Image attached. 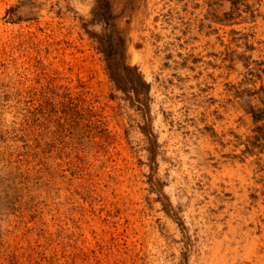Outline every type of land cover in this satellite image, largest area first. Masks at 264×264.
Segmentation results:
<instances>
[{"label":"rangeland","instance_id":"1","mask_svg":"<svg viewBox=\"0 0 264 264\" xmlns=\"http://www.w3.org/2000/svg\"><path fill=\"white\" fill-rule=\"evenodd\" d=\"M106 3L0 0V264H264V0Z\"/></svg>","mask_w":264,"mask_h":264},{"label":"trees","instance_id":"2","mask_svg":"<svg viewBox=\"0 0 264 264\" xmlns=\"http://www.w3.org/2000/svg\"><path fill=\"white\" fill-rule=\"evenodd\" d=\"M97 1V5H96V9H95V14H94V24H99V23H102L104 26H106L107 28L110 27V15H109V10L108 8L104 5V4H107L106 3V0H103L102 3L103 5H99V0H96ZM108 52L109 54L108 55H105L104 53V56L106 58V61L108 63V66H109V62H111L110 60L112 61H115L113 59L114 57V54L113 53V47H112V44L110 45L109 49H108ZM118 60V59H117ZM115 63V62H114ZM48 106V105H47ZM44 110V107L40 104L38 105L35 109H34V116L36 115H39L42 111ZM257 118V117H256Z\"/></svg>","mask_w":264,"mask_h":264}]
</instances>
